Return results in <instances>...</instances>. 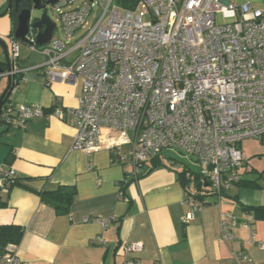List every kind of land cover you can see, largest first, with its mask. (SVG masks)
I'll return each instance as SVG.
<instances>
[{
  "label": "built area",
  "instance_id": "obj_1",
  "mask_svg": "<svg viewBox=\"0 0 264 264\" xmlns=\"http://www.w3.org/2000/svg\"><path fill=\"white\" fill-rule=\"evenodd\" d=\"M76 1L52 4L63 37L54 31L49 42L38 45L37 32L27 35L26 44L45 57L42 63L20 67L22 41L16 38H11V58L16 71L42 69L49 82L81 78L78 105H53L46 111L40 104L8 101L3 125L71 117L77 127L71 149L89 155L108 149L114 159L133 168L131 177L165 149H174L198 163L207 188L201 191L203 198L196 191L188 193L183 221L193 220L211 198L221 205L248 162L241 141L264 139V9L232 0H139L132 9L117 0H83L74 6ZM95 6L89 28L73 38L89 24ZM220 12L234 20L219 22ZM15 175L13 167H0L1 191L9 190L6 182ZM112 220L101 222L107 227ZM254 220L248 213L242 225ZM238 224L234 214L222 212L224 240L235 238ZM250 232L254 241L255 231ZM18 245L6 246L0 264H23ZM120 247L133 253L144 245L122 242ZM239 258L253 262L248 254ZM125 264L140 263L129 257Z\"/></svg>",
  "mask_w": 264,
  "mask_h": 264
},
{
  "label": "crops",
  "instance_id": "obj_2",
  "mask_svg": "<svg viewBox=\"0 0 264 264\" xmlns=\"http://www.w3.org/2000/svg\"><path fill=\"white\" fill-rule=\"evenodd\" d=\"M11 43L10 37V50ZM42 58L28 44L21 46L20 62L40 64ZM81 88V78L75 83L49 82L42 69H29L22 72L9 101L40 104L46 111L53 105L76 107ZM76 132L73 118L55 116L0 128V167H13L20 181L8 191L0 190V224L14 223L24 229L18 245L23 264H125L129 257L140 264H264L260 245L264 220L242 225L246 206L264 205V192L249 201L240 198V205H219L211 198L185 223L188 191L179 178L181 169L172 160L161 154L159 166L150 169L149 163L131 177L133 168L114 159L108 149L92 155L72 150ZM60 185L74 186L76 191L69 213L57 212L41 198L42 191ZM222 212L234 214L240 222L231 241L222 237ZM110 218L104 227L101 221ZM97 237L104 243L94 240ZM122 242H141L144 248L125 253ZM241 254L250 255L253 262L241 260Z\"/></svg>",
  "mask_w": 264,
  "mask_h": 264
},
{
  "label": "rangeland",
  "instance_id": "obj_3",
  "mask_svg": "<svg viewBox=\"0 0 264 264\" xmlns=\"http://www.w3.org/2000/svg\"><path fill=\"white\" fill-rule=\"evenodd\" d=\"M83 0H77L74 6L81 4ZM236 5H241L243 3H253L255 6L264 9V0H232ZM8 6V0H0V40L4 41L9 45L10 41V31H11V16L9 13L3 14ZM97 6H95V10L91 14L89 18V24L86 25L85 28L77 31L73 38H77L81 34H83L92 23L95 15L97 14ZM46 10L48 16L52 21L57 23V29L55 32V36L63 37L64 32L61 27V23L58 20L57 13L52 5H48L46 9L43 10H33L32 12V21L33 19L41 17L42 13ZM217 18L219 22H230L234 19L224 17V13L220 12L217 14ZM151 15H146L145 21H150ZM22 47L25 46L21 44ZM9 48V47H8ZM33 53L37 54L38 51L32 50ZM0 54L4 55L3 45L0 43ZM40 54V53H39ZM73 57L69 55L67 59ZM43 60L45 57L43 56ZM6 85V80L2 79L0 82V90H2ZM3 125H0V128ZM241 149L248 156V164L244 170V179L245 180H253L256 181L258 186H249L247 184L233 185L228 192L222 197V202H230L235 205H240V198H244L245 200H251L255 194H261L264 192V139H254L247 138L241 141L240 143ZM162 156L166 157L168 160H172L175 165H177L181 170L184 168H190L195 172H199L200 166L193 159H190L188 156L184 155L181 152H178L174 149H165L162 152ZM213 197V196H211Z\"/></svg>",
  "mask_w": 264,
  "mask_h": 264
},
{
  "label": "trees",
  "instance_id": "obj_4",
  "mask_svg": "<svg viewBox=\"0 0 264 264\" xmlns=\"http://www.w3.org/2000/svg\"><path fill=\"white\" fill-rule=\"evenodd\" d=\"M139 0H117V3L126 9L135 8ZM22 7H29L30 3L27 0L23 1ZM19 12V11H18ZM18 14L12 15L13 28L17 26ZM0 64H5L0 62ZM26 64V63H23ZM3 125V122L0 124ZM5 126V125H4ZM8 127V126H7ZM161 155V154H160ZM160 155L153 157L150 161V169L159 166ZM179 178L183 186L186 188L188 193L196 191L199 198H203L201 191L206 190V182L202 180L200 173L191 170L190 168H184L179 171ZM19 178L17 175L13 176L6 185L9 189L19 184ZM237 184H247L249 186H258L259 184L253 180L241 179ZM75 188L70 185H60L54 191H42L41 198L44 202L51 204L59 213H69L72 203L75 198ZM123 194V192H121ZM226 194V193H225ZM248 213H252L255 219L264 220V205L259 206H246L245 208ZM24 234V229L14 223L11 224H0V254H2L6 246L10 243L19 244Z\"/></svg>",
  "mask_w": 264,
  "mask_h": 264
},
{
  "label": "water",
  "instance_id": "obj_5",
  "mask_svg": "<svg viewBox=\"0 0 264 264\" xmlns=\"http://www.w3.org/2000/svg\"><path fill=\"white\" fill-rule=\"evenodd\" d=\"M57 0H48L49 4H54ZM21 0H8V6L3 14L9 13L12 19L13 15V4L15 3L16 8H18ZM33 8H23L19 10L17 16V26L13 28V21H12V29L10 32L11 38H16L24 43L28 42L27 35L30 32L31 26L33 28L38 29V36H37V44L43 45L49 42L54 34V31L57 28V23L51 20L48 16L46 10L42 13L41 17L36 19L32 22V12L33 9L35 10H43L45 9V5L42 4V0H32ZM32 23V25H31ZM0 43L3 45L4 48V57L5 66L0 64V82L2 79L6 80L5 87L0 90V124L2 123V110L4 104L9 101V98L13 91L15 90L16 86L19 84L21 80L22 70L16 71L14 68V61L11 58V50L8 48L6 42L0 40ZM20 63V62H19ZM20 67H22L20 65ZM15 71L14 73H11Z\"/></svg>",
  "mask_w": 264,
  "mask_h": 264
},
{
  "label": "flooded vegetation",
  "instance_id": "obj_6",
  "mask_svg": "<svg viewBox=\"0 0 264 264\" xmlns=\"http://www.w3.org/2000/svg\"><path fill=\"white\" fill-rule=\"evenodd\" d=\"M24 0H21V2H20V4H19V6H18V8H16V5H15V3L13 4V7H14V9H13V14H18L19 12V10L20 9H23V8H33V2H32V0H27L29 3H30V6L29 7H22L23 6V2ZM42 4L43 5H45L46 7H45V9L47 8V6L48 5H52V4H49L48 3V0H42ZM33 10H35V9H33ZM36 19H38V18H36ZM36 19H33V21L32 22H34ZM31 25H32V23H31ZM33 33H38V29L37 28H33L32 26H31V29H30ZM19 65H21V66H23V65H27V64H23L22 62H20L19 63ZM3 66H5V64H3ZM7 103H8V101H7ZM7 103H5L4 104V107H3V110H2V114L1 115H3V113H4V111H5V109H6V104Z\"/></svg>",
  "mask_w": 264,
  "mask_h": 264
}]
</instances>
